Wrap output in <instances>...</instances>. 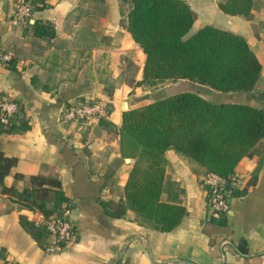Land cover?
I'll list each match as a JSON object with an SVG mask.
<instances>
[{
    "label": "crops",
    "instance_id": "1",
    "mask_svg": "<svg viewBox=\"0 0 264 264\" xmlns=\"http://www.w3.org/2000/svg\"><path fill=\"white\" fill-rule=\"evenodd\" d=\"M21 1L0 0V98L9 97L22 106L30 127L0 133V149L17 158L3 183L21 190L30 186L29 175H49L54 165L76 232L63 248L45 251L48 234L41 244L19 221V215L32 220L41 212L2 192L0 185V264L5 260L17 264H264V137L255 154L242 157L236 165L240 187L229 198L225 224L210 220L204 182L208 172L173 147L165 150L166 178L184 189L180 196L186 213L180 222L160 231L130 207L121 216L110 215L103 202H124L134 161L126 160L121 151L118 127L123 105L127 101V108L138 106L144 88L135 80L142 78L145 53L125 26L130 2L101 0L106 11L97 17V26H73L70 16L91 0H46L47 6L31 8L29 22L51 21L55 33L37 36L28 21L14 16ZM185 1L196 14L192 30L213 23L240 33L262 64L253 90L214 92L264 106V91L259 89L264 77V0H253L249 18L224 12L219 7L222 0ZM108 46L113 83L109 90L103 87L98 66L100 53ZM127 65L134 71H128ZM177 80L174 89L192 86L187 79ZM132 96L136 101L128 100ZM93 97L107 104L102 119L62 118L66 107ZM15 173L23 177L16 178ZM166 197L165 190L162 198Z\"/></svg>",
    "mask_w": 264,
    "mask_h": 264
},
{
    "label": "trees",
    "instance_id": "2",
    "mask_svg": "<svg viewBox=\"0 0 264 264\" xmlns=\"http://www.w3.org/2000/svg\"><path fill=\"white\" fill-rule=\"evenodd\" d=\"M29 1L32 10L48 5L46 0ZM129 2L125 26L145 53L142 78L135 80V84L187 79L192 86L154 94L150 101L122 111L118 127L121 151L134 161L124 187V202L103 204L112 216H121L130 207L156 229L168 231L180 222L186 208L180 196L184 189L176 180L166 178L165 150L173 147L203 166L205 172L222 176L235 173L239 160L254 155L256 144L264 137V106L225 98L226 95L214 91L225 94L253 90L262 64L240 33L213 23L192 30L196 14L185 0ZM253 2L222 0L219 7L224 12L249 18ZM28 23L37 36L55 33L51 21L35 19L30 23L28 19ZM29 127L22 106H18L8 122L0 120V133L21 132ZM16 160L0 149L2 192L15 195L17 201L39 210L45 217L67 209L68 196L54 165H50L53 172L49 175H29L30 186L21 190L5 186L4 176ZM15 177L23 175L15 173ZM210 220L225 224L227 217L212 215ZM19 221L43 243L44 235L48 234L44 225H37L24 215H19Z\"/></svg>",
    "mask_w": 264,
    "mask_h": 264
},
{
    "label": "built area",
    "instance_id": "3",
    "mask_svg": "<svg viewBox=\"0 0 264 264\" xmlns=\"http://www.w3.org/2000/svg\"><path fill=\"white\" fill-rule=\"evenodd\" d=\"M29 0H22L16 5L14 16L17 20L28 21L31 13ZM7 58V56H4ZM18 111V104L9 97L0 98V120L8 122ZM106 103L100 98H85L76 104L66 107L62 112L64 120H89L95 117L105 116L107 113ZM207 185V208L211 215L218 216L227 214L230 208L229 198L240 187V179L236 173L222 176L215 172H208L204 178ZM35 224L44 225L49 240L44 246L47 252H53L63 248L75 237V227L67 214V209L62 213L52 214L45 217L42 213L33 219ZM1 264H12L11 260Z\"/></svg>",
    "mask_w": 264,
    "mask_h": 264
},
{
    "label": "rangeland",
    "instance_id": "4",
    "mask_svg": "<svg viewBox=\"0 0 264 264\" xmlns=\"http://www.w3.org/2000/svg\"><path fill=\"white\" fill-rule=\"evenodd\" d=\"M124 9H126V5L124 4ZM106 11V7L104 6V3L101 0H91L90 2H88V5L86 7H81L76 13V15H72L70 16V21L73 23V26H97L96 24L98 23V18L99 14L102 13V11ZM97 21V22H95ZM120 21H123V19H121ZM26 24H28V22H26ZM70 26V25H69ZM109 46L107 47V50L105 49L104 51H102L100 60L101 62L99 63V72H102L101 79H102V83L104 84L103 87L104 89H108L113 86V83L111 80L112 75L110 73V71H112L109 67V53L110 51L108 50ZM76 53V52H75ZM83 56H85L84 54H82ZM127 69L128 71H134V66L132 65H127ZM108 73V74H107ZM107 74V75H106ZM109 75V76H108ZM111 76V77H110ZM128 79V78H127ZM129 81V80H127ZM176 82H179L178 80H165V81H161L158 82L154 85H150V84H144V88L142 89V91H140L141 93L140 96L141 98H139L137 101V104H142L145 102L150 101L154 94L157 93H167V92H171L174 90V88H172L171 86L176 84ZM262 91H264V77L262 79V84H261V88ZM146 90V91H144ZM146 94V95H145ZM133 96L129 97L128 100L134 102L136 100L133 101ZM107 105V104H106ZM123 109H125V106L123 105Z\"/></svg>",
    "mask_w": 264,
    "mask_h": 264
},
{
    "label": "water",
    "instance_id": "5",
    "mask_svg": "<svg viewBox=\"0 0 264 264\" xmlns=\"http://www.w3.org/2000/svg\"><path fill=\"white\" fill-rule=\"evenodd\" d=\"M124 106H125V109H127V107H128V102L127 101L124 103ZM126 160H129V157H126Z\"/></svg>",
    "mask_w": 264,
    "mask_h": 264
}]
</instances>
